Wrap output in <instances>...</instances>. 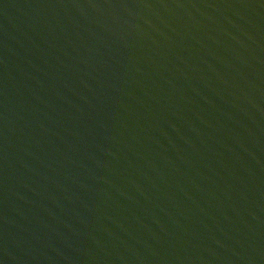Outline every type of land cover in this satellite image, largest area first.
I'll use <instances>...</instances> for the list:
<instances>
[{
  "label": "water",
  "instance_id": "1",
  "mask_svg": "<svg viewBox=\"0 0 264 264\" xmlns=\"http://www.w3.org/2000/svg\"><path fill=\"white\" fill-rule=\"evenodd\" d=\"M0 264H264V0H0Z\"/></svg>",
  "mask_w": 264,
  "mask_h": 264
}]
</instances>
